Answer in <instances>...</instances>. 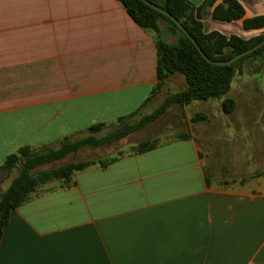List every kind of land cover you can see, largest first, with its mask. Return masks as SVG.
I'll return each instance as SVG.
<instances>
[{
  "label": "crops",
  "instance_id": "1",
  "mask_svg": "<svg viewBox=\"0 0 264 264\" xmlns=\"http://www.w3.org/2000/svg\"><path fill=\"white\" fill-rule=\"evenodd\" d=\"M237 1L243 19L211 9L206 31L260 36L243 23L264 16V0ZM177 77L165 85L184 90ZM159 83L154 34L117 0H0V194L19 174L3 170L8 157L138 116ZM235 127L240 165L210 166L211 135L191 126L188 139L37 189L11 211L0 264H264V129L257 141Z\"/></svg>",
  "mask_w": 264,
  "mask_h": 264
},
{
  "label": "trees",
  "instance_id": "2",
  "mask_svg": "<svg viewBox=\"0 0 264 264\" xmlns=\"http://www.w3.org/2000/svg\"><path fill=\"white\" fill-rule=\"evenodd\" d=\"M117 1L142 29L154 34L160 83L152 93V98L165 85V80L176 75L184 77L185 89L168 96L157 110L139 121H134L137 114L119 119L116 124L108 126L112 127V130L103 136H97V134L107 126L99 124L90 127L87 135L76 140L64 138L57 145H46L40 148L24 147L18 153L8 157L3 170L10 172L18 169L19 174L7 191L0 194V243L11 211L29 202L39 186L58 180L63 187H69L74 183L77 173L97 165L106 168L127 155L119 153L115 157L73 162L50 170H37L38 168L59 162L86 148H100L120 142L159 120L174 105L188 106L197 101L220 99L223 113L230 115L236 109V102L226 96L231 91L234 79L244 75L246 62L264 58V47H262L232 66L211 64L202 57L191 40L168 17L151 9L140 0ZM147 1L164 9L180 21L204 54L212 61H229L264 41V32L256 38L245 40L237 36H225L216 31H206L204 21L211 9H213L212 18L219 22L231 23L243 19L245 12L237 0H223L217 6L215 4L218 0H206L199 7L189 0ZM162 21L167 22L169 32L177 37L176 43H168L164 38V32L160 26ZM243 26L246 30L264 29V16L247 19ZM207 119L205 114H197L192 121ZM188 138V134H180L176 139ZM162 144L164 143L142 141L134 146L128 155L146 153ZM255 177H264V171L257 172Z\"/></svg>",
  "mask_w": 264,
  "mask_h": 264
},
{
  "label": "rangeland",
  "instance_id": "3",
  "mask_svg": "<svg viewBox=\"0 0 264 264\" xmlns=\"http://www.w3.org/2000/svg\"><path fill=\"white\" fill-rule=\"evenodd\" d=\"M160 26L163 29V35L166 41L168 43H176L177 37L169 32L167 22L162 21ZM244 71V75H242L244 79H240V76L236 77L233 81L231 91L226 96L236 102L237 108L235 109V115L233 117L222 115L223 111L220 104L222 100L220 99H212L211 105H205V101H197L189 105L188 108L174 105L159 120L120 142L100 148L83 149L76 154L69 155L59 162L42 166L37 170H50L68 163L86 160L97 161L99 159L115 157L119 153L128 155V153L132 151V148L142 141L149 140L159 143H168L176 139L180 134L187 133L191 126L194 130H205L207 134L211 135L210 137L212 140L209 142L212 154L209 158L211 161L210 166L213 162H216L220 167L226 166L230 157L236 165H240L238 162L242 157V152L240 151V146H238L240 150L234 148V135L231 131L235 132V129H237L235 127L236 124L242 125L243 129L259 131V133L255 134L251 139L257 141L261 139L260 129H264V126H262L264 125V121H262V115H264V58L246 62ZM181 77L184 78L183 76ZM181 77L177 78L180 80ZM182 83L184 84V81H182ZM180 91H182L180 86H163L157 91L150 103H148L141 113L136 116L134 121H139L142 117L152 114L161 106L168 96ZM197 114H209L211 124L207 125L206 123H201V125H195L194 123L196 122H193L192 119L195 118ZM243 115H245L244 118L242 117ZM242 118L246 120H242ZM238 129H241V127ZM111 130L112 127H107L97 134V136H103ZM229 141L231 143H229ZM245 152L248 153L247 148ZM215 155L216 160L214 161ZM244 156L248 161V156L250 155ZM242 168L244 169V167ZM57 184H59V181L53 180L45 185L39 186L38 189H47Z\"/></svg>",
  "mask_w": 264,
  "mask_h": 264
},
{
  "label": "water",
  "instance_id": "4",
  "mask_svg": "<svg viewBox=\"0 0 264 264\" xmlns=\"http://www.w3.org/2000/svg\"><path fill=\"white\" fill-rule=\"evenodd\" d=\"M142 1L145 5H147L148 7H150L151 9L155 10L156 12L168 17L170 20H172L177 26L178 28L187 36V38H189L191 40V42L194 44V46L197 48V50L200 52V54L202 55V57L209 63L214 64V65H218V66H232L233 64H235L237 61L241 60L242 58L252 54L253 52L261 49L262 47H264V41L261 42L260 44L256 45L255 47L235 56L234 58H232L229 61H225V62H215L210 60L205 54L204 52L201 50V48L199 47V45L197 44V42L194 40V38L190 35V33L184 28V26L181 24L180 21H178L176 18H174L171 14H169L167 11H165L164 9L150 3L147 0H140Z\"/></svg>",
  "mask_w": 264,
  "mask_h": 264
}]
</instances>
